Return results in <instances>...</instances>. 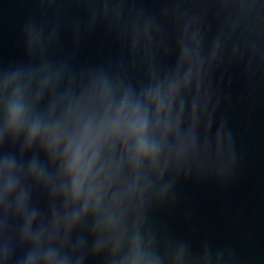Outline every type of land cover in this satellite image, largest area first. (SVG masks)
Returning <instances> with one entry per match:
<instances>
[{"label":"water","instance_id":"water-1","mask_svg":"<svg viewBox=\"0 0 264 264\" xmlns=\"http://www.w3.org/2000/svg\"><path fill=\"white\" fill-rule=\"evenodd\" d=\"M88 264H264V0H119Z\"/></svg>","mask_w":264,"mask_h":264}]
</instances>
